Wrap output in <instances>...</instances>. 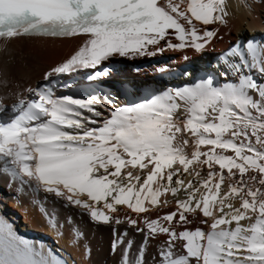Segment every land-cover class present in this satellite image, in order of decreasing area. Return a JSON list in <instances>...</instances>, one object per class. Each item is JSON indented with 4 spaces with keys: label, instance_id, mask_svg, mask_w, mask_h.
<instances>
[{
    "label": "snow or ice",
    "instance_id": "obj_1",
    "mask_svg": "<svg viewBox=\"0 0 264 264\" xmlns=\"http://www.w3.org/2000/svg\"><path fill=\"white\" fill-rule=\"evenodd\" d=\"M226 14L225 0H0V38L86 37L74 54L44 74L42 86L27 89L34 98L19 99L16 114L0 118L2 170L34 192L43 189L104 223H121L105 209L115 213L118 205H126L145 213V201L156 206L162 191L175 196L184 190L186 199L176 200V211L144 219L145 241L168 234L160 264H264V84L243 74L251 68L264 76V44L249 40L230 50L228 56L239 61L230 65L241 73L236 84L215 86L208 78L109 108L108 116L100 98L57 93V88L71 87L58 77L94 69L114 55H155L148 46L162 52V40L173 50L201 52L217 35L207 26L225 23ZM173 35L178 43H173ZM105 75L97 71L88 79ZM3 109L0 103V112ZM184 133L190 139L177 144ZM196 166L207 167L206 177ZM126 168L140 171L122 173ZM184 173L194 174L196 183L174 179ZM225 183L227 190L222 191ZM197 210L211 218L210 224L200 220L209 230L177 232L174 217L179 214L176 222L188 224L186 213ZM49 222L56 226L54 216ZM127 222L137 224L131 218ZM177 240L184 242L185 254L176 253ZM117 243L125 240L114 241L113 250ZM132 243L126 241L123 264H144L143 245L134 262L129 260ZM0 264L63 262L44 255L0 218Z\"/></svg>",
    "mask_w": 264,
    "mask_h": 264
},
{
    "label": "bare ground",
    "instance_id": "obj_2",
    "mask_svg": "<svg viewBox=\"0 0 264 264\" xmlns=\"http://www.w3.org/2000/svg\"><path fill=\"white\" fill-rule=\"evenodd\" d=\"M225 11L227 13L224 17L225 23L216 22L207 26L208 30H216L217 35L205 45L201 52L192 48L173 50L168 48L165 41L162 40L160 42V46L164 47L162 52L156 51L157 46L155 45L148 46V50L155 52V55L127 57L114 55L108 60L102 61L94 69H81L76 73L58 77L61 84L67 83L71 87L57 88V93L79 98L93 96L100 98L101 103L104 104V109H102L104 116H108L109 108L114 109L127 104L139 103L170 89L193 85L200 80L212 78L215 86L236 84L239 82L241 73H237L230 65L239 61L235 57H229L228 53L234 47H243L249 40L257 44H264V0H225ZM196 23L198 28L204 27L200 22ZM171 38L173 43H178L174 35ZM85 40L86 37L82 35L68 38L19 36L2 40L0 42V95L4 109L3 112H0V118L6 119L15 115L14 105L18 103L19 99L34 98L27 89L42 86L45 83L44 74L51 67L74 54ZM248 59L251 62V58L248 57ZM97 71H104L107 75L89 80L88 77L94 76ZM108 72L111 79L117 83L120 82L121 87L102 85L101 82L109 77ZM243 74L251 75L258 83L264 84V76L255 69H244ZM108 89H114V94L109 93ZM250 94L253 95V98L259 99L257 93ZM113 95H116L121 102L117 103L111 99V103H108L103 99ZM181 104L180 112L183 113V103L181 102ZM185 138L190 139L189 134L178 135L176 143H182ZM185 150L190 154L191 146L186 147ZM206 150L207 147L202 146V151ZM216 167L218 169V166ZM128 170H132L134 174L140 171L139 169L126 168L122 169V173H126ZM196 170L201 171V177H206V166L203 169L196 166ZM177 178L183 179L185 183L188 180H193L194 184L197 179L194 174L189 175L188 173L175 177V179ZM7 180L8 177L0 174V186L4 187ZM226 190L227 183L222 185V191ZM41 192L53 195L44 192L43 189ZM186 196L187 193L184 190L175 196L170 191H162L158 197L159 204L151 206L148 201H145L144 206L148 211L140 214L133 212L126 205H118L115 213H109L105 209L106 214L120 219L121 223L119 224H116L113 219L110 223L96 221L97 226H93L86 220V218L91 219L87 213L75 205L69 207L63 198H58L59 201L48 206L47 210L55 215L58 221L64 220L67 209L72 212L73 221L72 223L65 222L63 238L59 239V243L63 247L69 246L67 248L76 255L74 258L77 264H123V253L127 247V240L133 242L128 252L130 261L134 262L143 245L144 264H160L159 252L166 246L169 240L168 234L157 233L145 241V234L148 230L144 225V219L145 217L157 219L176 211V200L186 199ZM236 205H239V201H236ZM13 206L11 202L0 203V218L11 224L17 235L33 242L38 250L42 248L44 255L51 256V248L48 247V243L33 232L40 230L42 233H46L45 220L30 207H27V215L19 220L15 213L9 209ZM100 207H103V202ZM79 216H83L84 221L81 222L83 218L79 220ZM186 216L191 221L188 224L176 222L179 219V214L174 217L173 224L177 232L185 229L195 230L196 227H201L205 231L209 230L211 218L203 217L199 210L195 214L188 212ZM129 218L135 219L137 224L135 226L129 224L127 222ZM203 219H207L209 224H201L200 220ZM16 222H19V225ZM24 223L26 226H23ZM76 223L83 225L81 238H76L73 235V226ZM162 223L169 226L166 222L162 221ZM242 223L247 224L248 221H242ZM137 228H144V232L137 231ZM125 233H127L126 236ZM121 237L125 243H117L115 251L111 252L113 242L118 241V238ZM183 243L180 240L175 241L177 254H185ZM85 252L88 254L87 261L83 260Z\"/></svg>",
    "mask_w": 264,
    "mask_h": 264
},
{
    "label": "rangeland",
    "instance_id": "obj_3",
    "mask_svg": "<svg viewBox=\"0 0 264 264\" xmlns=\"http://www.w3.org/2000/svg\"><path fill=\"white\" fill-rule=\"evenodd\" d=\"M111 75V74H110ZM108 76H109V72H108ZM101 80V79H100ZM105 81V82H104ZM101 83H103L102 85H106V86H111V87H115V88H117L118 86H122V85H120V82L119 83H117L115 80H113V79H111V76H109L108 78H105L104 80H103V82H101ZM115 99H114V98ZM110 100L112 99V100H115L117 103H120L121 101H119V99L117 98V96L116 95H113V96H110V97H108ZM123 102V101H122ZM118 105V104H117ZM175 179V178H174ZM19 222H16V224H18ZM19 225V224H18Z\"/></svg>",
    "mask_w": 264,
    "mask_h": 264
}]
</instances>
